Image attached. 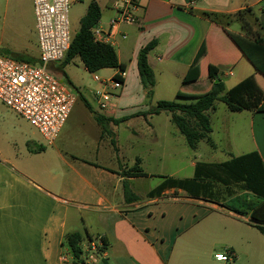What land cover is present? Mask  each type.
<instances>
[{
  "label": "crops",
  "instance_id": "0c3cea01",
  "mask_svg": "<svg viewBox=\"0 0 264 264\" xmlns=\"http://www.w3.org/2000/svg\"><path fill=\"white\" fill-rule=\"evenodd\" d=\"M91 1L70 0V8L73 4L83 7L81 20ZM95 1L102 13L96 27L107 33L116 16L115 0ZM189 1L141 0L137 25H123L112 31L110 45L126 66V75L122 92L110 109L101 110L93 93L96 107L84 100L88 115L72 121L77 98L53 144H47L32 125L39 135L33 133L11 142L0 139V264H72L64 238L74 232L81 233L87 241L83 244L84 249L88 248L85 252L93 251L88 264H261L264 260V253L261 254L264 235L248 216L215 201L192 198L181 189L170 188L159 196L149 197L156 187L143 188V182L157 176L149 170L148 161L156 155L157 115L138 116L151 109L143 100L147 90L138 70L140 51L157 41L148 54L156 78L154 94L158 84L156 63L165 64L159 73L166 71L178 77L176 98L179 94L190 98L206 94L212 87L209 64L218 66L221 76L234 77L236 71L241 75L244 62L250 61L223 28L204 14L235 15L264 0L255 4L247 0H197L193 7ZM233 33L244 35L243 31ZM0 55L37 64L36 24L29 36L19 35L14 43L0 45ZM63 62L50 65V72L63 67ZM195 66L199 67L200 76L188 81L186 78ZM105 71L112 73L102 80L119 73L118 69L101 70ZM200 86L205 89L202 94L195 91ZM248 112L252 114L253 125L257 115L264 114ZM97 115L118 122L107 121L103 127L97 122ZM212 147L218 151L215 144ZM253 151L264 162V145L255 142L250 152ZM233 156L230 153L228 160ZM138 159L147 176H126L136 167ZM196 164L191 163L194 169L190 178L194 177ZM169 177L177 178L173 174ZM132 195L140 199L135 200ZM251 230L258 235L251 234ZM88 235L93 237L92 242ZM103 237L108 242L104 252L100 248ZM219 255L227 260H219Z\"/></svg>",
  "mask_w": 264,
  "mask_h": 264
},
{
  "label": "trees",
  "instance_id": "16d2710c",
  "mask_svg": "<svg viewBox=\"0 0 264 264\" xmlns=\"http://www.w3.org/2000/svg\"><path fill=\"white\" fill-rule=\"evenodd\" d=\"M244 12L255 14L252 8H247L235 15L219 13H205L204 15L223 28L255 68L256 75H261L264 78V38L252 37L249 23L241 18ZM101 16L99 4L95 0L91 1L87 14L80 20L78 32L72 38L71 47L63 62L64 66L75 57H79L90 73H96L104 69L126 71V66L120 63L112 45L94 40L92 30L99 23ZM237 20L241 23L244 35L228 30L229 26ZM261 28L264 31V19L261 22ZM156 46L157 41H152L140 51L138 57L140 79L149 97L154 94L156 78L149 64L148 54ZM256 75H252L232 89L226 90L225 83L220 77V69L211 63L208 66V78L212 82V87L208 93L195 98L184 97L179 94L175 100H160L155 107L147 112L139 113L138 116L147 118L148 116L168 112L171 114V122L185 137L190 148L196 149L202 140L214 146L211 138L213 128L209 111L215 110L217 102L224 103L232 112L264 113V89L257 81ZM199 76V67L195 66L186 79L194 81ZM113 78L124 82L118 75ZM187 98H194V100L190 102L182 101V99ZM87 107L90 108L89 104H87ZM96 120L103 127L107 121L118 122L102 115H97ZM125 174L131 177L147 176L140 167V159H138L136 167ZM161 178L163 179L162 183L148 194L149 197L159 196L167 189L176 188L184 190L192 198L215 201L219 192L222 191L239 202L238 208L235 206L229 207V210L241 216L251 215L253 220L251 224L264 235V225H262V223L264 224V162L257 151L241 156H233L230 160L222 163L197 162L194 177L190 179H178L169 176H161ZM125 194L129 196L127 189ZM248 195H252L254 199H247L246 196ZM132 198L135 200L140 199L134 195H132ZM88 240L92 242L93 237L88 235ZM83 241L84 238L79 232L68 234L64 238V245L68 248L74 264H88L84 259ZM107 247L108 242L103 237L100 248L104 252Z\"/></svg>",
  "mask_w": 264,
  "mask_h": 264
},
{
  "label": "rangeland",
  "instance_id": "374dc122",
  "mask_svg": "<svg viewBox=\"0 0 264 264\" xmlns=\"http://www.w3.org/2000/svg\"><path fill=\"white\" fill-rule=\"evenodd\" d=\"M259 0H247L249 4H255ZM255 14L251 12H244L241 18L249 23L250 33L252 37H263L264 31L261 28L263 17V2L252 7ZM83 14V7L81 5L73 4L69 11L70 31L73 35L79 30L80 18ZM35 27L34 6L32 0H0V45H9L14 43L19 35L29 36ZM233 32L242 31L241 23L237 20L229 26ZM153 58V57H152ZM245 66L243 73L240 75L235 72L234 77L221 76V80L225 83L227 89L232 88L242 78L248 75H256L253 66L250 63L244 62ZM165 64L156 63L155 72L157 73L158 84L154 96H144V104L150 108L155 107L159 100H174L175 88L178 87L180 81L178 77H172L170 73L162 71ZM111 71L90 73L85 69L81 59L75 57L73 61L67 65L51 71V74L60 82L68 85L79 99L72 114V121L84 119L88 115L84 100L92 103V94L100 89L99 83L94 79V75L104 78L106 74ZM259 84L264 87V78L261 75H256ZM204 87L200 86L195 89L196 92L202 94ZM122 90L119 92V94ZM95 98V97H94ZM95 101V100H94ZM97 104V103H96ZM214 132L212 134V141L218 147V151H214L213 147L202 140L196 149H192L186 143L185 137L179 133V130L171 122V114L163 112L154 118L155 126V156L149 158V170L155 171L157 176L150 178L143 182L144 189L150 187H157L163 179L161 176L176 175L177 178L186 179L193 175L192 162H207L209 160H228L229 154L239 156L243 153L254 150L255 142L264 145V114H258L257 120L253 125L251 118L252 114L248 111L238 113L232 112L228 107L222 103L217 102L215 110L209 112ZM0 139L8 142L19 140L25 136H31L33 133L39 135L38 132L31 126V124L16 114L13 110L0 102ZM178 133V134H177ZM221 190V189H220ZM247 199H254L252 195L246 196ZM215 202L222 204L225 208L239 207V202L234 198L227 196L220 191ZM237 207V208H238ZM253 222L251 215H247ZM262 225H264L262 223ZM251 234H256L251 230ZM262 237V236H261ZM261 245V254L264 253V238ZM237 241L241 243V238ZM254 242V236L252 235ZM84 240L83 244H87ZM252 242V243H253ZM88 248L84 249V251ZM93 252V251H90ZM90 252H85V260L88 262L91 258ZM97 255L96 253H92ZM225 253V251L223 252ZM262 259V257H261ZM72 264H74L72 259ZM219 264H227L220 262ZM264 264V260L261 261Z\"/></svg>",
  "mask_w": 264,
  "mask_h": 264
},
{
  "label": "built area",
  "instance_id": "2783aa9c",
  "mask_svg": "<svg viewBox=\"0 0 264 264\" xmlns=\"http://www.w3.org/2000/svg\"><path fill=\"white\" fill-rule=\"evenodd\" d=\"M32 1L39 49L38 63L31 64L0 55V102L27 120L47 144H53L77 100L72 89L57 80L49 70L50 65L65 60L71 47L70 0ZM140 2L115 0L116 16L111 20L110 31L104 33L95 27L92 30L94 40L110 44L112 31L123 25H137ZM196 2L190 0L189 6L193 7ZM117 75L124 80L126 73L119 71ZM94 79L100 85V89L95 92L99 108L108 110L119 98L124 82L114 78L102 80L97 75H94ZM218 259L226 261L227 257L219 255Z\"/></svg>",
  "mask_w": 264,
  "mask_h": 264
}]
</instances>
